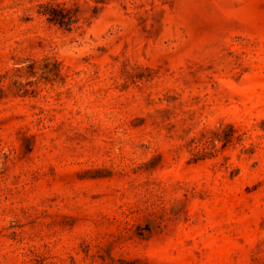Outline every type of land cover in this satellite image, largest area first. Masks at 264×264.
<instances>
[{
	"label": "rangeland",
	"instance_id": "obj_1",
	"mask_svg": "<svg viewBox=\"0 0 264 264\" xmlns=\"http://www.w3.org/2000/svg\"><path fill=\"white\" fill-rule=\"evenodd\" d=\"M0 264H264V0H0Z\"/></svg>",
	"mask_w": 264,
	"mask_h": 264
},
{
	"label": "trees",
	"instance_id": "obj_2",
	"mask_svg": "<svg viewBox=\"0 0 264 264\" xmlns=\"http://www.w3.org/2000/svg\"><path fill=\"white\" fill-rule=\"evenodd\" d=\"M44 6V14L51 22H54L61 26H66L70 29L72 27V24L77 20V18H75V13L65 6H62L60 4L55 5L50 2L45 3Z\"/></svg>",
	"mask_w": 264,
	"mask_h": 264
}]
</instances>
